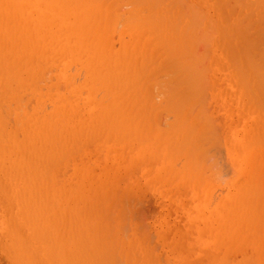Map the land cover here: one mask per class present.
<instances>
[{"label": "rangeland", "instance_id": "obj_1", "mask_svg": "<svg viewBox=\"0 0 264 264\" xmlns=\"http://www.w3.org/2000/svg\"><path fill=\"white\" fill-rule=\"evenodd\" d=\"M181 1H183V4L178 2L181 5H177L178 3L175 1L177 7H182L181 9L184 11L188 1L192 2L191 19H200L194 25L192 24V39L186 41V45L192 47V54L182 57L180 54L186 50L184 47L179 49L180 45L178 47L179 43L177 44L176 42L168 43L176 45V48L166 50L168 52H165V54L170 56L169 59L173 66L171 68L172 71L180 73L182 71L181 67H188V72L190 73L187 74V80L190 83L187 84V89L185 88V91H182L183 88L179 89L177 82H175L177 80L176 75H174L173 79H169L168 77L170 81L174 80L171 82H175L176 86L175 84H170L172 87H167L166 85L168 84L164 85V79H166L164 75H167L164 74L166 72L164 67L161 68L164 56L156 57V55L151 54L152 45L146 36L143 43L146 50L143 56L137 58V54H130L134 60V64L144 70L142 79L133 82L134 84L130 87V93H134L135 91L140 92L144 86L147 87L149 94L147 105L144 109L136 110L133 104V108H131V105L129 106V115H133L138 121L139 119H143L145 124L147 123V129L143 126V129L146 130L145 132L143 130L144 134L141 137L142 140H140L141 142L144 141V143L139 144V142H135L134 145H131L135 146L136 149L129 147L126 142H120L121 139L115 142L113 138L110 139L109 137L110 143H107V137L104 138L102 133L98 134L96 131L95 135L93 132L96 129H88L86 133L94 137L96 136L89 143L91 144V148L88 146L84 150L79 148L78 152L75 148L76 152L73 154L74 156H69L71 160H68L69 157L67 156V161L65 160L67 157H65L62 161L60 160L61 164L57 163L59 155L55 153L56 149L54 148L58 144L54 142L51 144V142H47V139H43V137L46 138V136H43V133L46 132L45 128L48 127L44 122L50 121L54 115H57L54 113L56 108H54V100L51 98L56 91L52 87H55L54 84H56L57 66L51 63L47 64L48 62L46 63L45 61L34 60L36 61L34 63L32 57L29 56L31 54H28L30 51L28 49L27 57L30 59L25 58L26 54L24 53L19 54L22 56L18 57L16 55L18 54L17 52H22V47L19 46L17 47L18 49H14L12 46L13 49L10 48V51L8 50L6 55H9L8 57L4 56L2 62L6 63L4 69H9L10 71L2 69L4 71L2 73V70H0L4 77L6 73L9 76L10 72H12L9 76L10 78L8 77L9 79L3 78L0 74V80L2 79L3 81H0V264H50L51 256L41 255L39 256L40 261L35 258L37 255L36 251L38 254H40V251L39 246L33 242V235L26 226L28 216H31V214L35 215L37 219V233L41 231L46 233L45 236H41L39 233L40 237L37 238L41 242L40 248L42 253L43 243V246L49 247L50 245L53 250L56 249L60 253L59 249L61 248L59 247V243L55 244L53 242L55 223L62 221L64 224L62 230L67 229L70 235L73 234V237L77 236L78 233L85 236L86 230L83 231L82 229H86L85 227L87 226L82 224L86 222L84 213L87 210L92 211L96 220L99 221L100 218L101 220L102 218L106 220V222H104L105 220H100L101 223L95 220V223H99L96 224L98 225V229L109 230V234H111V240L109 239V241H112V245H110L113 248H110L111 246L107 248L111 252L115 249L116 254L114 255L113 252L112 256L118 258L114 257L116 260L111 257L115 261L114 263L111 258L106 257L108 258V264L111 262L113 264L117 262L119 264H159L158 261L160 259L158 258H161L160 264H172V262L175 264V260L177 261L176 264H189L190 262V264H199L200 262L207 264L206 262L208 261L205 259H211L210 255L215 258L219 250H221L219 252H222L225 249L230 254L232 250L229 251L230 248H234L230 257L234 255L233 259L240 260V264H264V211L262 212L264 207V154H262L264 152V0ZM184 4H186L185 8L183 7ZM180 7L178 8L180 9ZM183 11L181 12L180 10L181 13H185ZM20 14H22L21 17L23 18L24 13L21 12ZM170 17L172 16L165 17V20H168ZM151 22L158 27V22L162 21H148V23ZM22 35L19 36L20 38L22 37L21 39L24 36ZM116 37L112 39L111 43L115 48L120 49L122 44L128 41V37L125 35L121 40ZM214 37L216 40H214ZM20 38H17L18 41L15 39V43H22ZM19 43L17 45H20ZM212 43L214 44L212 45ZM10 52L14 53L11 55ZM9 57H12L10 58L11 60L18 57L16 58L17 60L15 59L16 62L19 59L22 60L21 58L24 57L26 59L24 60L27 62L23 60L22 67L25 66V69L19 67L22 62L19 61V64H17L18 70L21 69L18 73L22 77L29 75L27 76L29 80L35 76L34 78L37 79L38 83L31 81L34 78L30 80L31 82L28 81L26 76L27 81L24 77L21 78L14 68L16 62L12 60V63L9 62L8 64L6 61L5 58ZM10 59L8 61H11ZM127 59L129 61V54H127ZM31 60L32 62H30ZM43 63L45 66L42 65ZM7 66L8 68H6ZM11 66L15 72L10 69ZM141 66H144V68ZM28 67L29 70H27ZM36 67L37 70L34 71L38 73L41 79L43 77L42 81L38 80L40 78L34 75L35 72L32 71ZM30 71L33 75L30 74ZM43 71L45 75L42 74ZM139 74L142 73L139 72ZM79 76V74L76 76L77 83L79 79L80 83L83 80V77L80 78L81 76ZM171 76L173 77V75ZM4 80L5 82L9 80V83H5ZM34 82L36 83L34 84ZM31 83L34 84L33 87ZM168 88H171L173 91L171 89V91L168 90ZM50 89H53V92ZM60 91H63V93ZM166 91L169 92L167 93ZM59 92L61 94L68 93L69 95V91L66 93L64 87L62 89L59 88ZM95 96L96 99L99 97L98 94ZM167 96L170 97L168 98ZM173 96L178 97L177 103L173 104L175 101L172 100ZM96 99L94 98V100ZM13 100L16 101L14 102ZM82 102L86 103L84 98L78 102V105L82 106ZM245 103L246 105H244ZM244 106L245 110L243 109ZM80 110L83 113L82 116H84L86 114L84 113L85 108H80ZM36 113L39 115L43 113L47 118L42 115L40 117ZM49 116L52 117L48 118ZM82 119L86 121V116ZM141 121L139 122L142 123ZM24 122L25 125H23ZM26 122L28 126L30 125L29 128L26 126ZM142 124L144 125V123ZM109 125H111L109 129L112 130V135L117 133L122 134L123 130L120 123L114 122ZM185 126L187 129L189 128V135L187 134L188 131L185 130ZM184 130L186 133L183 132ZM39 134L42 135L41 138L45 146L41 144L37 146V143L42 142ZM141 135L138 134L137 137L140 138ZM17 136L18 138H16ZM168 136L171 137V140ZM98 138L101 141H98ZM215 138L216 143L214 142ZM155 141H157V144L155 143L156 145L154 144V146L152 144ZM166 141L168 142L166 146H172L173 149L176 143L180 144L182 141L184 142H182V145L177 144L175 147L176 152L179 150L181 155L183 152L182 156L178 155L181 159L178 156H176L177 159L176 157L174 159L173 155L175 151L173 152L171 147H167L169 151H167L168 149L166 151L162 150L160 154L153 157V159L155 158L153 164H149L148 166L147 163H144L143 165L136 166L138 164L136 162L150 155V151L155 150L157 145L163 147L162 145L167 143ZM172 141L177 142L173 145ZM163 142L165 143L162 144ZM48 144L50 145L47 146ZM204 144L205 146L203 147L202 145ZM186 145L187 147H185ZM190 145H192V150H188L189 152L193 151V148L195 150L199 149V151L194 150V153L192 152L191 154L188 152L186 160L184 159L186 156L185 152L187 153L185 148L189 149L188 146ZM194 145L199 148L193 147ZM81 146L78 144V147ZM138 146L142 150H137ZM43 147H53L51 148L53 149L52 151L50 148H47L46 154H50L48 159L45 161L40 159V166L28 161L30 158L27 157L26 152L29 151V154L31 151V154H34L38 149H44ZM107 149H110L109 153ZM81 151L82 154H80ZM205 151H208V153H204ZM202 153L205 155H202ZM192 154H195V157L188 158ZM191 158L193 159L191 160ZM179 159L185 160L186 164L197 159L194 162L197 163L199 161L201 167H199V163H197L198 167L195 165L197 168L185 165L187 168L186 172L184 170L185 162H180ZM176 162L179 164H175ZM194 162L192 165L195 164ZM214 162L217 163L218 169L220 168L219 171L215 169L216 167L214 166L216 164ZM242 164H244V168L239 173ZM74 165H77V167H74ZM146 166L148 167L146 168ZM182 167H184L183 170L181 169ZM202 167H204L203 171L201 170ZM43 168L45 169L43 170ZM190 168L193 171L199 168V172L198 170L196 172H203V174L197 176L192 173ZM173 169L175 172L172 171ZM216 171H218L217 174L220 172L219 176L215 174ZM231 171L234 173L232 174ZM47 173L50 175L49 178L45 177ZM170 173L173 175L171 176ZM177 173L178 176H176ZM235 173L240 175V179H237L238 181L233 183L231 181L238 178V176L235 177ZM251 173L252 175H250ZM230 174L235 177L231 181L229 177L232 175ZM168 175L171 177L169 178ZM219 177L225 179L224 183L217 181L220 179ZM41 178L45 181L44 185L48 188L50 196H57V199L53 202L54 206L50 209L51 213L46 211L45 202L44 204L43 201L37 202V200H34L32 202V198H30L32 197L30 183H35L31 181L38 182ZM52 179L55 183H53ZM190 179L193 180L191 185ZM203 181L204 186L202 185ZM232 183L233 185H231ZM241 187L245 188L242 189ZM240 188L242 192L247 189L245 195L248 198L250 197V200L242 197L244 196L242 192V196H240L245 201L241 200V198H239V201L235 199L237 194L240 193ZM255 194L259 196L258 200H256L257 195ZM250 195L255 196L256 199ZM232 198L237 201L235 202L234 200L232 204L237 203L240 206L237 207L238 209L240 208V211L237 219H234L238 220V223L229 219L230 215L224 214V218L227 219L225 221L232 224L230 227L226 226V232L228 234L231 232L233 235L230 233L232 236L229 235L224 240L225 245L227 243L231 247H228L229 249L226 246L221 249L213 248L215 247L216 240H218L212 231L215 227L214 219H216V212L219 213V211L224 210L228 212ZM256 201L258 202L255 203ZM237 204L236 206H238ZM260 205L263 207H260ZM68 208L76 213L79 218L81 217L83 223L77 219L80 222L78 224V221L75 220L76 214L66 211ZM101 211H103V215ZM125 214L127 215L126 217ZM99 215H102V217ZM73 216H75V219H73ZM72 222L77 223V225L74 224V226ZM241 223L243 226H240ZM78 226H80V230L84 233H81L82 231L78 232L80 231ZM87 231L90 233V229ZM189 231L190 234L187 236ZM235 231L240 232V235L239 233L237 234V236L239 235V246L236 245V241L234 242V240H230L231 243H229V237L232 239L237 233ZM183 234L186 237L182 236ZM182 237L185 239L184 245H186V248L182 246L184 241H181L180 244L179 240H182ZM187 237L193 238L195 242L200 241L198 242V246L197 242L195 243L196 245L192 242L193 239H191L190 242L192 243H190ZM209 239L210 241H208ZM167 240L169 241L167 242ZM200 243L205 244L203 246ZM207 243L211 246L207 245ZM56 245H58L57 248L55 247ZM206 246H208V254L206 249L202 250L201 253V249L206 248ZM175 248L177 250L181 249L179 250L181 253L179 254V251L176 253ZM184 249H189V252L185 253ZM170 250L171 253L169 252ZM195 250L198 252L196 253ZM212 250H214V256L213 252H211ZM56 251H53L55 253L54 257H58L59 253ZM182 253H185V260L181 256L183 255ZM191 253L192 255L194 253V255L192 256ZM198 253H201L203 257L201 258ZM170 254H173V256ZM102 255H104V251ZM150 256L152 261H150ZM177 257L178 259H176ZM195 258H197L196 261ZM198 258L200 261H198ZM202 259L203 261H201ZM104 260L106 261V259ZM168 260L171 262L169 263Z\"/></svg>", "mask_w": 264, "mask_h": 264}, {"label": "bare ground", "instance_id": "obj_2", "mask_svg": "<svg viewBox=\"0 0 264 264\" xmlns=\"http://www.w3.org/2000/svg\"><path fill=\"white\" fill-rule=\"evenodd\" d=\"M175 1H177V3L183 2L181 0L180 1L175 0ZM175 1L174 0H0V55H2V56H0V70H2V69L6 70V69H4L6 63L2 62V60H3L4 56L8 57L9 54L6 55L8 50L10 48L11 49H13V48L18 49L17 48L18 46L22 47V52L18 51L17 52L18 54H16L18 57L22 56L19 54L24 53V54H26V57H25V55H24V57L27 59H30L27 56H28V54H31L32 56L31 55H29V56L32 57L33 61L34 60L45 61L46 63L48 62L47 64L51 63L52 65L57 66L56 67V70H57L56 84H54L55 87H52V88H54V90L56 89V91L51 96V98L54 100V108H56L54 113H56L57 115H54L53 117L49 116L48 118L52 117L50 119V121L44 122L48 127L45 128L46 132L43 133V136H46V138L43 137L44 140L47 139V142L49 141V143L51 142V144H52V142L58 144V145H55L56 147L54 148V149H56L55 153L57 155H59L57 158L58 161H56L57 163L58 162L60 163V160L62 161L67 156L71 157V155L75 154L76 149L78 152L80 150L79 148H81V150L82 149L84 150V148H87V146L89 148H91V144H89V143L92 141V138H95L96 136L94 137L92 135L93 136L92 137L90 134L86 133V130H88V129H96L93 132L95 135H96V131L98 132V134L102 133V136L104 138L107 137L106 138L107 143L108 142L110 143L111 138H113V140L115 142L119 141V139H121L120 142H126L128 144V146L131 147L132 149L133 148L136 149L135 146H131V145H134L135 142H139V144H142V142L144 143V141L141 142L140 140H142L141 137L143 136L145 130L147 129L146 128L147 123L145 124V121L143 119H139V121L142 120L141 122L144 123V125H143L136 118H134L133 115H129L128 112L130 110V108H129L130 105H131V108H133V106H135L134 108H136V110L144 109L147 105V99L149 96L147 87L143 86L144 88L142 87L140 92L135 91L134 93H130V87L134 84L133 82H136L139 79H142L143 72H144L143 69L138 68L136 66V64H134V60H133V58H131L130 54H137L136 55L137 58L139 56L140 57L143 56V54L146 50L145 45L143 44L144 40H145V36L147 37L148 41L152 45L151 54L156 55V57L164 56V60H163L162 65H161V68L164 67V69L166 70V72L164 74H167V75H164L165 76L164 78H166V79H164V85L168 84V85H166L167 87L168 86L172 87V85H170V84L174 85L175 82H177L179 89L183 88L182 91H185V88L187 89V84L190 83V82L188 83V80H187L188 79L187 74L190 73V72H188L189 71L188 67H181L182 71L180 73H177V71H172L171 68L173 66H172L171 60L169 59L170 56H167L165 54V52H168L166 50H172V49L176 48V45H172V44H168V43L176 42L177 44L179 43L178 47L180 45L179 49L184 47L186 50L180 54L182 57L183 56L186 57V56L191 55L192 54V50H191L192 47L186 45L187 44L186 41H190L192 39V24L194 25L200 19H197V18L191 19L192 18V2L190 3V1L186 0V1H188L186 8L189 7V9L186 10V8H185L186 4H184L183 7L185 8L184 9L185 13H181L183 11V9H181L182 7L178 6V7H180V9L177 7V5H181V4L178 3L176 5ZM124 8H126V9H124ZM17 10H18V12H17ZM180 10H181V12H180ZM21 12L24 13L23 18L21 17V15H22V14H20ZM171 13H174V14H171ZM166 15L167 16L171 15L172 17L168 18V20H165V17H167ZM149 20H151V21L161 20L162 22H158V24H157L158 27H157L156 25L153 24V22L148 23ZM11 21H12V23H11L12 25L10 24ZM21 34L24 35V36L22 35L23 39H24V44H23V39H21L22 37L21 38L19 37ZM125 35H127L128 41L124 42L120 49L115 48L114 45L111 43L112 39L115 36H117L116 38H119V40H121L124 38ZM17 38L18 39L20 38V40H22V43L18 42L20 45H17L18 43H15V39H17ZM18 39H17V41H18ZM214 40H216L215 37H214ZM14 43L16 45V48H15V45H13ZM213 44L214 43H212V45ZM12 46H13V48H12ZM218 46H219V43H218ZM27 49L30 50L29 53L27 52ZM19 50H20V48H19ZM10 53L12 55V53H14V52H10ZM127 54H129V61L127 59ZM18 57H15V59ZM24 57L21 58L22 60H20V59L18 60V62L22 61L20 63L21 66H19V67H22L23 60L25 59ZM10 58H12V57L5 58L6 61L8 62V64H9V62L12 63V60L15 61L14 58L12 60ZM8 59H10L11 61H8ZM32 60L30 62H32ZM18 62H16V64L15 63L14 64L17 66V64H19ZM25 62H27V61H25ZM35 62L36 61H34V63ZM28 63H26V64H28ZM10 65H12V64H10ZM23 65H25V64H23ZM42 65L45 66L44 63ZM8 66L6 68H8ZM16 66L14 68H15V70H17L16 73H18V71L21 68L18 70L19 67L17 66V69H16ZM28 66H30V65H28ZM35 66H37V65H35ZM24 67H22V68L25 69ZM37 67H36V69L32 68L33 69L32 71L37 70ZM141 67L144 68V66H141ZM10 69L12 70V66ZM73 69H74V71H73ZM3 70L1 71L2 73L4 72ZM7 70H9V69H7ZM27 70H29V67L27 68ZM12 71H14V69ZM1 72H0V74L5 79H9L10 78L9 76L12 74V72H10L11 74L9 76H7V73L6 74L4 73L5 74V77H4V75ZM139 72L142 74H139ZM26 73H24V74H26ZM36 73L37 72H35L34 75L38 76V73L37 74ZM171 73H173V74H171ZM30 74H32V72ZM39 74H40V72H39ZM42 74H44V71L42 72ZM78 74L81 76V77L79 76L80 78L83 77V80L81 81V83L79 82L80 79L78 80V83H77L76 76ZM170 74L173 75V77ZM129 75H130V77H129ZM174 75L177 76V80L172 83L171 81H174V80L170 81L169 79H173L175 77ZM19 76L21 78H23V77L25 78L26 75H24L22 77L19 74ZM27 76H29V75H27ZM27 76H26V78H28V81H30L31 79H33L35 77V76H33V78H30V80H29V77H27ZM139 76H140V78H139ZM168 77H169V79H168ZM18 78H17V80H18ZM178 78H179V81H178ZM25 79H24V81H25ZM11 80H13V79H11ZM20 80H22V79H20ZM36 80L37 79L34 78L31 81H36ZM38 80L42 81L43 77H42V79L40 78ZM0 81H2V79ZM8 81L9 80H7V82ZM26 81H27V79H26ZM41 81H39V82H41ZM4 82H5V80H4ZM7 82H5V83H7ZM36 82H34V84ZM168 82H170V83H168ZM25 83H28V82H25ZM46 83L48 84V82H46ZM18 84H20V83H18ZM34 84L31 83L32 87L34 86ZM38 85H40V84H38ZM175 86H176V84H175ZM62 87H64V89L66 90V93H67V91H69V95H68V93L67 94H61V93H63V91L62 92L60 91L61 93L59 92V88L62 89ZM167 87H166V89H167ZM170 89L168 88V90H170ZM50 91L53 92V89L52 90L50 89ZM166 92L168 93L169 91H166ZM96 94L99 95V97L97 99L95 96ZM167 97L169 98L170 96H167ZM83 98L86 101V103L82 102V106H79L80 104L78 105V102L80 100H82ZM94 98L96 100H94ZM173 98H175V99H173ZM173 98H172V100L173 101L175 100L173 102V104L177 103L176 101L178 100L177 99L178 97L173 96ZM91 102H92V104H90ZM132 104H133V106H132ZM182 104L186 105L187 102H186V104L185 103H182ZM248 104H250V103H248ZM184 105H183V109H184ZM244 105H246V103ZM80 108L81 109L85 108L84 113H86V114H84V116H86V121H84L82 119L84 116H82L83 113L80 110ZM243 109L244 110L246 109L245 106ZM49 110H50V108H49ZM255 110H257V109H255ZM36 114H38V113H36ZM40 114L43 117H45L43 115V113H40ZM180 114H182V113H180ZM41 115H39V116L41 117ZM35 118H36V115H35ZM35 118H34V120H35ZM45 118H47V117H45ZM40 120H39V123H40ZM47 120H49V119H47ZM35 122H36V120H35ZM114 122L121 124L122 130H123L122 134L117 133L115 135L114 134L112 135V133H111L112 130L109 129V127L111 125H109V124L114 123ZM16 123H18V122L16 121ZM236 123H237V121H236ZM35 124H37V123H35ZM23 125H25V122ZM180 125L183 126L181 123H180ZM26 126H28L27 122H26ZM36 126H38V125H36ZM143 126H144V128H146L145 130L143 129ZM29 127H30V125L28 126V128ZM45 129H44V131H45ZM177 129H178V127H177ZM143 130H144V132H143ZM185 130L188 131L189 128L187 129V127H186ZM185 130L183 131L184 133H186ZM28 131H29V129H28ZM174 133H176V132H174ZM91 134H92V132H91ZM138 134H142L140 136V138L137 137ZM187 134L189 135V131L187 132ZM97 136L99 137V135H97ZM174 136H176V134H174ZM41 137H42V135H40V138ZM109 137H110V139H108ZM178 137H179V135H178ZM16 138H18V136ZM100 138H101V136H100ZM172 138H173V136H172ZM169 139L171 140V137H169ZM40 140L42 141V138ZM99 140L100 139L98 138V141ZM179 141H181V140L179 139ZM42 142L37 143V141H36L37 146L39 144H41L42 146L43 145L45 146V143L43 142V144H42ZM168 142L167 143L163 142L162 144L165 143L164 145L161 144L163 147L157 145V148H155V150H152V152L150 151V155H148L147 157L143 158L142 160H139L138 162H136V163H138V164H136V166L143 165L144 163L145 164L147 163L148 166H149V164L150 165L153 164V161L155 162V158L153 159V157L154 156L156 157V155L160 154V152L162 150L166 151L168 149L167 147H169V146H166V144H168ZM172 142L174 145L177 141L176 142L172 141ZM182 142L180 144L176 143L174 146L176 147L177 144L182 145L184 143V142L183 143ZM214 142L216 143V138H215ZM219 142H220V140H219ZM107 143H106V145H107ZM155 143L157 144V141L153 142L152 145H154ZM252 143H250V144H252ZM78 144H79V146L80 145H82V146L78 147ZM49 145L50 144H48L47 146H49ZM187 145H188V143H187ZM187 145L185 147H187ZM196 145H194L193 147H196ZM202 146L204 147L205 144ZM53 147H51V148H53ZM170 147H171L173 152L175 151L176 154L179 152V150L176 152L175 147H174V149L172 148V146H170ZM188 147H189V149L185 148V150H187V153L185 152L186 156L184 159H186V160H187L186 157H187L188 152H189L188 150H192L191 149L192 145H190ZM47 148L45 147L44 149H38L36 151V153H34V154L33 153L31 154V151L29 154H28L29 151L26 152L27 157L30 158V159H28V161H30L31 163H35L37 166L38 165L40 166V162H39L40 159H43V161H45L46 159H48V157L50 155L49 153L46 154V152L48 151V149L50 147L48 149ZM196 148H199V147H196ZM249 148H250V146H249ZM171 149H170V151H171ZM180 149H182V148L180 147ZM193 149L195 150V148H193ZM209 149H211V148H209ZM52 150L53 149H51V151ZM137 150H142V148L140 146H138ZM196 150L199 151V149H196ZM258 150L260 151V149H258ZM51 151L49 150V152H51ZM107 151L109 153L110 149H107ZM167 151H169V149ZM182 151H183V149H182ZM193 151H191L189 153L191 154ZM206 152L208 153V151H205L204 153H206ZM175 153L173 155L174 159L176 156L181 155L180 152L177 155ZM204 153H202V155ZM80 154H82V151L80 152ZM262 154H264V152ZM182 155H183V152H182ZM194 155L195 154H192L191 156H188V158L189 157H195ZM25 157H26V154H25ZM25 157H24V159H25ZM68 157L65 158L66 161H67ZM70 157L68 160H71ZM171 157H172V155H171ZM179 158L181 159V157H179ZM196 158L198 159V157H196ZM176 159H177V157H176ZM192 159L193 158H191V160ZM197 159H194V161ZM173 160H172V162H174ZM181 161L182 160H180V162ZM194 161L188 162L186 164L185 160H183L182 162H185L184 163L185 169H184V167H182L181 169L182 170L184 169L187 172V168L185 165H187V167L190 166V167L194 168V166L197 165V163H199V161H197V163H195L196 161L195 162ZM193 162L195 163L194 165H192ZM177 163L178 162H176L175 164H177ZM175 164H174V166H175ZM199 164H200V166L197 165V167L198 166L201 167V163H199ZM215 164H216L214 166V167H216L215 169H218L217 163H215ZM243 165L244 164H242V167L240 168L239 173H241L242 169L244 168ZM148 166H146V168ZM74 167H77V165H74ZM176 167H178V166H176ZM161 168H162V166H161ZM203 168L204 167H202V169H201L202 171H203ZM44 169L45 168H43V170ZM166 169H168V168H166ZM190 169H189V173L191 172ZM197 170L199 172V168ZM197 170L195 169L194 170L195 172L192 170V173L197 175V176L203 174V172H201V173L196 172ZM219 170H220V168L218 169V171ZM172 171H174V169ZM218 171H216V173H215L216 175H218L220 173L219 172L217 174ZM174 172H173V174H174ZM180 172H182V171H180ZM180 172H178V173H180ZM178 173L176 176H178ZM196 173H198V174H196ZM233 173L234 172H232V174ZM173 174H171V176ZM232 174H230V175H232ZM250 175H252V173ZM165 176L167 177L166 174H165ZM171 176H169V178ZM176 176H174V177H176ZM237 176H238V178H236V180H235L234 178ZM239 176L240 175H237L235 173V177H234V175H232L231 176L232 178L229 177V179H230V181L232 179H234V181L233 180L231 181L234 183L235 181H238L237 179H240ZM45 177L49 178L50 175L47 173L45 175ZM195 178H196V176H195ZM219 178L220 179L217 181L220 183L221 182L224 183L223 181L225 179H223L221 177H219ZM247 178H248V176H247ZM175 179H177V177ZM184 179H185V177H184ZM191 179H190V185H191L192 181L194 180V178H193V180H191ZM221 179H223V180H221ZM229 179H227V180H229ZM52 181H53V183H55L53 179H52ZM200 181H202V180H200ZM31 182H35V183H30V188H31L30 191H31V196H32L30 198H32V202L34 200H37V202L43 201V204L45 202L46 211L47 212L49 211V213H51L50 209L52 208V206H54L53 202L57 199V196L56 197L50 196L48 188L44 185L45 181L42 178L39 179L38 182H36V181H31ZM213 182H215V181L213 180ZM188 183H189V181H188ZM188 183H186V184H188ZM233 183L231 185H233ZM202 185L204 186V181L202 182ZM202 185H201V187H203ZM241 188L243 189L245 187H241ZM241 188H240V193L237 194L238 198L237 197L235 198V199H238L237 201H239V198H241V200H244L245 197H246L245 199L248 198V196L245 195L246 194L245 192L247 191V189L244 190L243 191L244 193H243L241 191ZM197 190H198V188H197ZM241 192L244 196L241 195ZM238 195L239 196L241 195L244 198H242L241 196L239 197ZM253 195H250V196H253ZM255 195H257V194H255ZM253 197H255V196H253ZM256 197H257V199H256ZM256 197H255V199L258 200L259 196L257 195ZM235 199L234 198L231 199V202H230L231 205L230 206L228 205L230 207V210H228V212H226L225 210L221 211V212L219 211V213L216 212V219H214L215 220V227L213 228L212 231H213V234L216 236V238H218V240H216L217 243L215 242V247L212 246L213 248L221 249V248H225V246H226V248L231 247L227 243L225 245L224 240H226L225 237H227L229 235L230 236L233 235L231 232L230 233L232 235L230 233L228 234L226 232L227 227L232 226V224H229L225 221L227 219L224 218V214L230 215L229 219H231L233 222L236 221L238 223V220H234V219H237V217L239 215L240 208L238 209L237 207H240V206L237 203L236 204L238 206H236V204H232ZM248 199L250 200V197ZM253 199H251V200L253 201ZM96 200H98V199L96 198ZM237 201L235 200V202H237ZM112 202H110V203H112ZM257 202L258 201H256L255 203H257ZM100 203H101V200H100ZM261 206L262 205H260V207ZM102 210L104 211V209H102ZM66 211L74 213L73 211L69 210V208L66 209ZM103 211H101L102 215H103ZM263 211H264V207H263L262 212ZM74 214H76V213H74ZM84 214H85V221L86 222H85V224H82V225H86L88 227V229H87V227H85L86 229H82L83 231L86 230L85 236H84V234L78 233L77 236L75 235V237H73V234H71L72 235L71 236L70 232L67 229L62 230V228L64 226L62 221L61 222L57 221L55 223L54 234H53L54 241L53 242H55V244L59 243V245H60L59 247L61 248V249H59L60 253L58 251H56V249L53 250L50 245H49V247L48 246L45 247V245L43 246L44 243L42 244V247H43V253H42L41 248H40L41 242L37 238L40 237L39 233L41 236H45L46 233H44V231L37 233V231H38L37 222H36L37 219L35 218V215L31 214V216H28L26 226L30 230L31 234L33 235V240H34L33 242L39 246V251H40V254H38V252L35 250L37 253L35 258H37V260L40 261L39 256H41V255H46L47 257L51 256L50 264H108L107 263L108 258L109 259L111 257L113 259L118 258L116 256H112L113 252H114V255L116 254L115 249L112 250L113 252H111L110 249H108L112 245V241H109V239L111 240V234H109V230L98 229V225H96V224L101 223L100 222L101 218L99 219V221L96 220V217H94V214L92 213L91 210H87ZM102 215H99V216L102 217ZM76 216L78 218L76 217V219H75V216H73V219H75V220L79 219L83 223L82 218L81 217L79 218V216L77 214H76ZM126 216L127 215L125 214V217ZM241 218H242V214H241ZM79 220H77L78 222L77 221H75V222L80 224ZM95 220H96V222H99V223H95ZM102 220H103V218H102ZM104 222H106V220ZM77 223L76 224L73 223V225L74 224L77 225ZM176 224H178V223H176ZM240 226H243L242 223ZM79 227L80 226H78V229L80 230ZM78 229H77V231H78ZM89 229H90V233H89V231H87ZM107 229H108V227H107ZM17 230L19 232L18 228H17ZM82 230H80L78 232H81ZM83 231L81 233H84ZM190 231L187 234V236L190 234ZM235 232H237V233L234 235V237H232V239H231V237H229L230 238L229 243H231L230 240H234V242L236 241L235 242L236 245L239 246L240 244L238 242H239L240 232L239 231H235ZM191 233H192V231H191ZM238 233H239V235L237 236ZM241 234H242V232H241ZM194 235H195V233H194ZM108 236H109V238H108ZM182 236H185V235L183 234ZM215 236H214V239H215ZM182 238H181L182 240H179L180 244H181V241L185 240L184 237H182ZM195 238H197V237L195 236ZM191 239H193V238H188L189 242L191 241ZM168 241L169 240H167V242ZM208 241H210V239ZM192 242L195 244L197 241L195 242L193 239ZM192 242H190V243H192ZM198 242H200V241H198ZM198 242L196 243L197 246H198ZM210 243L213 244L212 242H210ZM118 244H119V242H118ZM184 244H185V241H184L182 246H185V248H186V245H184ZM194 244H193V246H194ZM200 244L201 245L203 244V246H204L205 243H200ZM177 245H179V244H177ZM201 245H200V247H201ZM207 245H210V244L207 243ZM57 246L58 245H56L55 247L57 248ZM210 246H209V249H210ZM102 247H104V248H102ZM200 247H199V249H200ZM110 248H113V247L111 246ZM190 248L194 249L192 247H190ZM102 249H105L106 253H105V250H102ZM205 249L207 252L208 246H206V248H202L200 252L202 253V250H205ZM233 249L234 248H230L229 251L231 250V252H232ZM101 250H102V252H101ZM179 250H181V249H179ZM179 250H177L175 248L176 253ZM184 250H185L184 251L185 253L189 252L188 251L189 249L188 250L184 249ZM196 250H198V249H196ZM196 250H195V252H196ZM214 250L217 251L216 249H214ZM214 250H212L211 252H213ZM226 250L227 249H225L222 252H219V251H221V250H219L218 255H216L217 257L215 256V258H213L212 255H210L211 259L210 258L205 259L206 261H208L206 263L207 264H240L239 262H241V261L240 260L237 261V260L233 259L234 255L232 257H230L231 252H230V254H228L227 253L228 251H226ZM53 251L58 252L60 255L58 254V257H54L55 253ZM103 251H104V255L105 254H107V255H105V256L102 255ZM192 251H194V250H192ZM169 252L171 253V250ZM208 252H207V254H208ZM180 253H181V251H179V254ZM185 253H182L183 255H181V256H183L184 260L186 257ZM201 253H198V254H200V257L202 258L203 256H201ZM233 253H235V252H233ZM173 254H170V255L173 256ZM212 254L214 256V252ZM150 255L152 256V254H150ZM165 255H166V253H165ZM191 255H192V253H191ZM193 255H194V253H193ZM103 256H104V258H103ZM151 256H150V261H152ZM192 256H191V258H192ZM106 257H108V258H106ZM114 257H116V258H114ZM166 258H167V256H166ZM199 258H198V261H200ZM104 259H106V261ZM158 259L161 260V258H158ZM176 259H178V257ZM192 259H194V258H192ZM196 259L197 258H195V261H196ZM159 261H158V263L160 264L161 261L160 262ZM201 261H203V259ZM113 262L115 263L114 260H113ZM113 262H111L110 264H113ZM165 262H167V261H165ZM168 262H169V260H168ZM180 262H181V259H180ZM187 262H190V261H187ZM117 263L119 264V262H117ZM174 263L176 264L177 261L175 260ZM33 264H35V263H33ZM166 264H168V263H166ZM172 264H173V262H172ZM186 264H188V263H186ZM201 264H204V263H201Z\"/></svg>", "mask_w": 264, "mask_h": 264}]
</instances>
